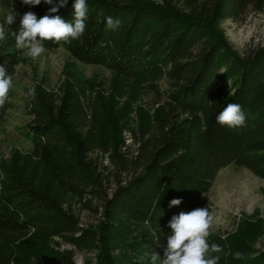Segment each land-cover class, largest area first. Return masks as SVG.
Returning a JSON list of instances; mask_svg holds the SVG:
<instances>
[{"label": "trees", "instance_id": "trees-1", "mask_svg": "<svg viewBox=\"0 0 264 264\" xmlns=\"http://www.w3.org/2000/svg\"><path fill=\"white\" fill-rule=\"evenodd\" d=\"M1 3L7 15L16 14L0 41V65L14 81L23 51L11 32L19 31L23 14L70 22L74 0L57 13L43 2ZM87 6L83 35L69 43L45 41L46 50L65 49L83 65L106 68L162 106L127 144L113 109L100 100L38 92L30 103L33 151L0 167V264H40V257L44 264H74L76 252L96 253L105 264H150L144 253L164 258L174 215L198 207L214 213L206 196L221 171L235 165L264 181V48L240 56L218 30L250 13L264 14V0H202L182 15L148 0H87ZM109 16L121 21L118 29L106 27ZM229 103L241 105L243 126L217 123ZM6 110L0 108V123ZM96 152L107 165L92 157ZM72 196L102 222L81 227L66 207ZM173 199L181 203L169 207ZM127 224L142 235H129ZM52 239L74 250L39 245ZM208 243L223 249L211 253L220 257L218 264H264V252L245 242L211 233ZM115 247L126 257L112 259Z\"/></svg>", "mask_w": 264, "mask_h": 264}, {"label": "rangeland", "instance_id": "rangeland-1", "mask_svg": "<svg viewBox=\"0 0 264 264\" xmlns=\"http://www.w3.org/2000/svg\"><path fill=\"white\" fill-rule=\"evenodd\" d=\"M148 1L158 9L182 15L190 13L191 7L202 0ZM0 16H7L2 3ZM218 30L240 56L264 48V14L250 13L243 22L228 21L220 24ZM21 50L23 62L16 70L14 86L4 104L7 110L0 123V167L12 166L15 158L26 157L33 151V144L28 136L29 127L34 121L30 115V103L40 91L53 93L58 97L79 94L100 100L113 109L114 122L122 128L127 144L132 143L133 132L152 120L156 109L162 106L157 104L153 96H143L131 85L120 83L112 71L83 65L65 49L46 50L36 59L27 56L26 49ZM32 88L35 89L34 96L29 95ZM3 106L0 107L1 110ZM92 157L102 164H108L107 158L100 152L94 153ZM3 181V177H0V192L4 188ZM206 198L214 208L211 233L245 242L257 251L264 252L263 180L246 169L232 165L219 173ZM82 201L79 197L72 196L67 200L66 207H71L81 227L98 226L102 222V215L85 210ZM126 228L131 236L142 235L141 228L128 224ZM37 245L36 243L35 247ZM39 245L50 251L74 250L60 239L39 242ZM125 253L115 247L111 258L120 261L126 257ZM73 261L74 264H105L96 253L76 252ZM39 263L44 264L41 257Z\"/></svg>", "mask_w": 264, "mask_h": 264}, {"label": "clouds", "instance_id": "clouds-1", "mask_svg": "<svg viewBox=\"0 0 264 264\" xmlns=\"http://www.w3.org/2000/svg\"><path fill=\"white\" fill-rule=\"evenodd\" d=\"M22 4L38 6L42 2L51 5L49 13H57L60 8L66 7L68 0H21ZM73 19L66 21L60 15L46 14L37 18L36 14L29 11L23 14L18 32H11L15 38V46L18 49H26L27 56L32 59L45 53V41L69 43L79 39L86 28L88 6L87 0H74ZM15 13L8 14L4 23H0V41L6 38L5 24L11 25L15 20ZM121 26L119 19L106 17V27L115 30ZM13 77L7 73L5 66L0 65V107L9 97V91L13 88ZM29 95H35V89L29 91ZM221 126L229 128L241 127L245 123V114L242 107L236 103H229L216 117ZM180 199H173L169 207L177 206ZM214 213L207 207H198L188 212H180L169 221L168 227L171 235L167 238L164 250V258L154 251L145 254L150 259V264H218L220 257L211 253L222 252L218 244H209L210 228L213 225ZM157 246H160L157 244ZM240 253H234V258H239ZM142 256L140 259L143 260Z\"/></svg>", "mask_w": 264, "mask_h": 264}]
</instances>
